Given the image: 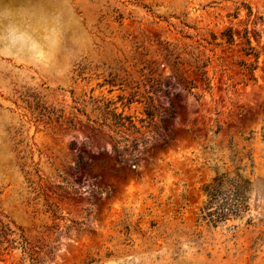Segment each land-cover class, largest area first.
<instances>
[{
  "label": "rangeland",
  "instance_id": "rangeland-1",
  "mask_svg": "<svg viewBox=\"0 0 264 264\" xmlns=\"http://www.w3.org/2000/svg\"><path fill=\"white\" fill-rule=\"evenodd\" d=\"M41 2L57 64L0 57V212L39 264H264V0ZM222 177L247 211L213 222Z\"/></svg>",
  "mask_w": 264,
  "mask_h": 264
},
{
  "label": "clouds",
  "instance_id": "clouds-1",
  "mask_svg": "<svg viewBox=\"0 0 264 264\" xmlns=\"http://www.w3.org/2000/svg\"><path fill=\"white\" fill-rule=\"evenodd\" d=\"M72 23L62 9L49 10L41 0H0V57L54 67Z\"/></svg>",
  "mask_w": 264,
  "mask_h": 264
},
{
  "label": "trees",
  "instance_id": "trees-1",
  "mask_svg": "<svg viewBox=\"0 0 264 264\" xmlns=\"http://www.w3.org/2000/svg\"><path fill=\"white\" fill-rule=\"evenodd\" d=\"M131 125L135 128L133 124ZM242 188L236 180L224 182L223 177L214 178L211 183L204 185L206 200L199 209V214L213 222H220L231 216L238 217L239 214L247 211V203L241 195ZM36 243L21 227L0 212V262L19 252L21 260H26L29 264H39V256L50 254L51 251L49 249L43 251L42 248L48 246Z\"/></svg>",
  "mask_w": 264,
  "mask_h": 264
}]
</instances>
